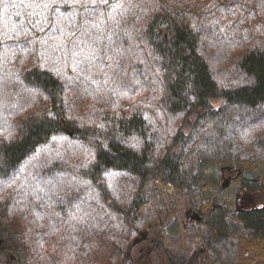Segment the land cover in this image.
Returning a JSON list of instances; mask_svg holds the SVG:
<instances>
[{
	"label": "trees",
	"instance_id": "trees-1",
	"mask_svg": "<svg viewBox=\"0 0 264 264\" xmlns=\"http://www.w3.org/2000/svg\"><path fill=\"white\" fill-rule=\"evenodd\" d=\"M28 2L0 0V157L15 164L0 179V264L132 262L157 225L147 191L169 188L199 214L183 227L203 225L196 250L210 264H264V204L204 198L210 160L262 188L264 0H239L236 15L219 7L231 0H83L97 5L103 41L79 67L75 37L35 28ZM54 56L59 78L44 71L56 72ZM53 177L59 188L40 191ZM183 227L175 218L164 231ZM164 254L194 264L184 250Z\"/></svg>",
	"mask_w": 264,
	"mask_h": 264
},
{
	"label": "rangeland",
	"instance_id": "rangeland-1",
	"mask_svg": "<svg viewBox=\"0 0 264 264\" xmlns=\"http://www.w3.org/2000/svg\"><path fill=\"white\" fill-rule=\"evenodd\" d=\"M220 104L221 99L212 100L214 108L219 107ZM191 122L192 121H189V123ZM188 130L189 124L184 127L186 133ZM256 166L262 172V188L255 191L243 190V188L239 186V182L235 179L238 172L236 164L224 160L208 161L205 171L208 182L214 190L206 191L204 193V198L215 197L218 202L226 204L229 208H248L264 204V160L257 162ZM224 182H226V186L223 187ZM169 190L174 194L169 193L170 191L168 192L166 189L161 190V194L155 191V189L146 190L147 195H151L149 206L153 210L155 216V220L152 223L155 222L157 225L152 234H149L148 230H142L148 233L149 239L143 241L139 240L138 245L134 247L133 250L132 262L128 263L125 260L123 261L124 264H165V252H181L183 250L185 251L184 255L186 258H190L191 256L194 257V264H210L205 253L203 251L197 253L196 250L198 243L200 246L203 245L202 242L205 234L203 225L200 224L195 226V224H187L186 227H183V223L187 219L185 217L187 212L196 210L189 208L184 197L177 191L171 188H169ZM155 204H161L162 213L156 212L157 207L155 208ZM140 214H142L141 210ZM175 218L180 227H183V230L176 235L165 234L164 226L168 225ZM155 244L156 248L153 249V245Z\"/></svg>",
	"mask_w": 264,
	"mask_h": 264
},
{
	"label": "snow or ice",
	"instance_id": "snow-or-ice-1",
	"mask_svg": "<svg viewBox=\"0 0 264 264\" xmlns=\"http://www.w3.org/2000/svg\"><path fill=\"white\" fill-rule=\"evenodd\" d=\"M103 2L107 3V0H103ZM26 7L31 10L33 16L37 17L31 23L38 30L44 31L46 28H50L53 33L58 32L61 36L75 37L71 41V56L76 67H79L85 61L93 63L100 59V52L97 51L96 46L102 43L103 32L94 19V14L97 11L95 2L89 6L83 0H73L71 3H69V0H29ZM213 7L216 6L213 5ZM219 7L225 15H236V9H239L240 12L245 9V6L240 4L239 0H231L229 4H222ZM79 15L83 16V22L78 26L77 16ZM17 16H19V13H17ZM109 19H114V17L110 15ZM220 27L223 28V24ZM232 27L235 28L237 25H232ZM93 29H96V31L93 32ZM109 44H112L111 38H109ZM63 51L62 46L59 44L52 49L53 54ZM50 59L53 66H56V72L52 73L50 68H45L44 71L59 78L61 74V69L58 66L60 57L45 58V62L48 63ZM132 147H135V145H132ZM9 169L15 171V164L7 155L0 157V179H3L6 184L11 182ZM54 181L57 188H59L61 181H57L53 177L51 180L41 181L43 187L40 188V191H44L45 188L51 189ZM72 202L70 200L67 203L71 204ZM60 203L63 204L65 201L61 200Z\"/></svg>",
	"mask_w": 264,
	"mask_h": 264
},
{
	"label": "water",
	"instance_id": "water-1",
	"mask_svg": "<svg viewBox=\"0 0 264 264\" xmlns=\"http://www.w3.org/2000/svg\"><path fill=\"white\" fill-rule=\"evenodd\" d=\"M224 186H226V182L223 183V187ZM187 216L190 219H194V220H199L200 219V216H199V214L196 211H189V212H187Z\"/></svg>",
	"mask_w": 264,
	"mask_h": 264
},
{
	"label": "flooded vegetation",
	"instance_id": "flooded-vegetation-1",
	"mask_svg": "<svg viewBox=\"0 0 264 264\" xmlns=\"http://www.w3.org/2000/svg\"><path fill=\"white\" fill-rule=\"evenodd\" d=\"M244 190V189H243ZM256 190H259V189H256ZM253 191H255V190H253Z\"/></svg>",
	"mask_w": 264,
	"mask_h": 264
}]
</instances>
